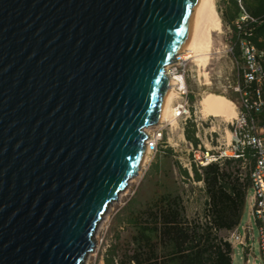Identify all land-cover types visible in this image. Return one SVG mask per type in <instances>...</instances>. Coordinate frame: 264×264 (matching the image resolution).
Instances as JSON below:
<instances>
[{"label":"water","instance_id":"obj_1","mask_svg":"<svg viewBox=\"0 0 264 264\" xmlns=\"http://www.w3.org/2000/svg\"><path fill=\"white\" fill-rule=\"evenodd\" d=\"M197 3L0 0V264H84Z\"/></svg>","mask_w":264,"mask_h":264},{"label":"trees","instance_id":"obj_2","mask_svg":"<svg viewBox=\"0 0 264 264\" xmlns=\"http://www.w3.org/2000/svg\"><path fill=\"white\" fill-rule=\"evenodd\" d=\"M225 2L221 14L231 28L232 56L238 57L241 38L264 50V0H241L243 10L236 0ZM242 15L247 16L246 20L236 26L235 21ZM260 118L264 119V114ZM191 127L189 131L186 126L184 137L196 146L195 128ZM243 157L245 161L224 159L221 164L191 166L192 180L203 184L206 204L202 220L188 219L180 198L170 192L161 193L140 209H132L126 218L132 229L129 239L121 247L111 245L103 264H232L234 250L222 233L227 235L238 228L245 207L254 151L244 148ZM177 169L189 179L186 169Z\"/></svg>","mask_w":264,"mask_h":264},{"label":"rangeland","instance_id":"obj_3","mask_svg":"<svg viewBox=\"0 0 264 264\" xmlns=\"http://www.w3.org/2000/svg\"><path fill=\"white\" fill-rule=\"evenodd\" d=\"M225 1L214 0L220 18L221 33L213 35L214 44L209 54V64L205 70H199L192 59H188L186 63L184 75L189 91L190 119L185 125H183L182 119H177V124L174 126L165 122L162 123L163 127L161 128H150V132H156L158 129H161L162 132V139L157 145V151L149 154L147 163L139 169L135 177L128 181V185L104 212L94 233V248L86 255L84 264H103V257L111 245L117 244L121 247L122 244H125L132 232L131 227L126 224L129 212L132 209L142 208L144 204L163 192H170L180 198L188 219H203L206 204L203 184L201 181L195 182L192 180L190 168L194 164L193 160H197L200 152L197 145L205 143V137H208V132L212 128L206 129L204 125L205 130L201 128L205 117L198 112V101L202 94L207 92L224 96L230 101L237 99V94L233 91V84L236 79V59L238 58L232 56V51L229 50L231 28L222 19L221 14L226 8ZM236 2L239 8L243 10L241 0H236ZM203 71L206 72L208 84H205ZM175 103L176 100L173 101L174 106ZM221 120H223L222 117H220ZM186 126L189 131L192 128L191 126L195 128L196 146L185 139L184 129ZM217 132L221 134L222 129ZM212 137H214V134H212ZM177 167L186 169L189 179L181 176ZM247 222L248 206L245 198V207L238 226L239 232H242V228H245ZM250 227L253 236L251 250L246 245H236L234 240L231 239L235 229L227 235L222 233L223 236L228 237V240H231L234 250L232 264H260L261 262L257 244V225L253 218Z\"/></svg>","mask_w":264,"mask_h":264},{"label":"built area","instance_id":"obj_4","mask_svg":"<svg viewBox=\"0 0 264 264\" xmlns=\"http://www.w3.org/2000/svg\"><path fill=\"white\" fill-rule=\"evenodd\" d=\"M247 16L242 15L235 21L238 26L240 21L246 20ZM231 33V31H230ZM232 51V47L229 48ZM238 59H236V79L233 84V91L237 99L231 101L235 110V117L229 121L220 118L205 117L201 128H212L205 137V143H200L197 160H193L197 168L209 163H219L224 159H238L243 157V149L250 148L254 151V162L249 169V189L246 194L248 206V222L242 232L238 228L231 235L236 245H246L251 250L252 232L250 227L253 218L257 225V244L261 262L264 264V50H260L248 39L238 40ZM179 57V56H178ZM187 60L177 58L169 65L170 74L182 77V84L174 86L176 93L175 117L182 119L183 125L190 119L188 106V88L185 83V71ZM159 128L163 127L158 126ZM222 129L221 134L217 131ZM214 134V137H212ZM146 149L155 153L157 145L161 142V129L147 134ZM239 176H241L239 174ZM251 191V192H250ZM231 242V240H229ZM251 252V251H250Z\"/></svg>","mask_w":264,"mask_h":264},{"label":"bare ground","instance_id":"obj_5","mask_svg":"<svg viewBox=\"0 0 264 264\" xmlns=\"http://www.w3.org/2000/svg\"><path fill=\"white\" fill-rule=\"evenodd\" d=\"M219 33H221V23L215 8L214 0H198L190 23L186 42L177 58L184 60L192 59L195 61L199 70H205L206 66L209 64V54L214 44L213 35ZM170 64L165 66V73L169 77V83L163 97L159 120L156 124L144 128L146 134L150 133L151 127L161 126L163 125L162 123L165 122L171 126L177 124V118L175 117L176 107L173 105V101L176 99L174 86L182 84L183 81L181 76L168 75L170 74ZM202 74L206 81L205 84H208L206 72L203 71ZM198 112L203 117H222L224 121H229L235 117V110L232 102L224 96L211 92L202 94L198 101ZM149 154L150 153L145 148L141 167L147 163Z\"/></svg>","mask_w":264,"mask_h":264},{"label":"crops","instance_id":"obj_6","mask_svg":"<svg viewBox=\"0 0 264 264\" xmlns=\"http://www.w3.org/2000/svg\"><path fill=\"white\" fill-rule=\"evenodd\" d=\"M232 263H233V256H232Z\"/></svg>","mask_w":264,"mask_h":264}]
</instances>
